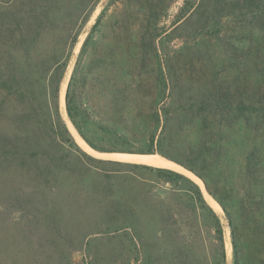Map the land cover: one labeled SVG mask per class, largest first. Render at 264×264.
<instances>
[{"label":"rangeland","instance_id":"1","mask_svg":"<svg viewBox=\"0 0 264 264\" xmlns=\"http://www.w3.org/2000/svg\"><path fill=\"white\" fill-rule=\"evenodd\" d=\"M261 1L0 0V22L20 17L33 37L0 29V77L44 82L70 54L60 108L75 139L20 122L28 107L0 87V264H224L209 210L186 180L169 182L134 165L147 163L111 155L167 158L125 152L156 149L161 139L180 162L167 159L195 166L216 194L191 171L220 216L226 264H235L229 215L240 264H264ZM25 39L36 48H23ZM73 76L85 133L115 152L91 147L72 123ZM204 101L213 110L207 130ZM21 135L42 153L4 156L1 148Z\"/></svg>","mask_w":264,"mask_h":264},{"label":"trees","instance_id":"2","mask_svg":"<svg viewBox=\"0 0 264 264\" xmlns=\"http://www.w3.org/2000/svg\"><path fill=\"white\" fill-rule=\"evenodd\" d=\"M188 1V0H186ZM255 3V1L253 2ZM260 3L262 5L258 6V9H262V13H264V0H262ZM186 5V4H185ZM226 6H222L221 9H223L220 13V17L225 16L223 14L224 9ZM185 9V6L183 7ZM228 13V12H227ZM7 17H10L7 15ZM10 20L6 18L4 21L0 22V29L1 33L5 37H13L19 34L20 38L23 40L25 37H32L30 36V29H27V27L23 28L22 25V19L20 17H16L14 21H7ZM23 22V26H24ZM26 26V25H25ZM33 38V37H32ZM35 38V35H34ZM28 41V40H27ZM26 39L24 40V43L22 45L23 48H30L35 49L36 46L34 45L35 41L31 40V42L26 44ZM70 55V54H69ZM69 55L64 60H56L51 68L52 73L49 75V77H46L44 82H42L40 79H32L28 78L26 76L22 75H13L11 79H5L0 77V87H4L8 95L11 97H14L16 101L24 104L28 109L23 111L20 116V122L25 123L26 126L30 125H36L37 127L41 128L42 132L47 133L48 135H51V137L54 140H61L63 142H71L75 143V139L65 122L63 115L61 113L60 108V89H61V83L65 76L66 69L69 64ZM50 68V69H51ZM50 71V70H49ZM73 80L74 76L72 77V80L70 81L68 91H67V110L68 114L70 116V119L74 126L77 128L81 136L85 139V141L94 149L98 151L103 152H115V150H108L96 142H94L84 131L82 124L80 123L78 119L79 115V108L76 104L72 92L73 87ZM208 102L204 101L203 105L199 108L198 113L201 116L203 126L205 130L209 128V117L208 113H213L212 108L207 105ZM165 115H167V112H165ZM158 121H161L160 117V110L156 113ZM161 143V144H160ZM2 145V144H1ZM159 146L158 148L149 149V150H135V151H125V152H132V153H160L163 156L173 159L177 162H180L177 158H174L170 156L165 150L163 146V140H159ZM203 148H201L200 153L203 155L206 152V144H203ZM11 148L2 149V154L5 156L7 154L17 156V155H24L27 157H34L38 154L42 153L40 149L43 147L42 144L36 143V140L31 135L23 136L21 135L18 138H15L12 142H10ZM83 155L88 156V158L101 162L103 160L88 154L87 152H83ZM24 160H27L24 158ZM137 167H144L150 170L156 171L160 177L164 178L165 180L169 182H175L177 179H184L186 180L196 191L197 198L203 203V207L208 208V216L211 217V219L214 222L216 231H217V239L220 241L222 245V252H221V259L224 261V264H226V249H225V241H224V234H223V227L222 222L220 219V216L216 212V210L210 205L206 203L202 188L200 185L194 181L193 179L187 177L181 172H178L176 170L165 168V167H156L151 166L143 163H134ZM187 168L191 171L198 174L204 181L207 183V188L209 191L216 197V194L212 191L211 187L208 185L207 180L205 177L200 174L196 167L191 164H186ZM220 204L224 207L225 210H227L226 205L220 198H217ZM229 221L232 224L233 228V245L235 248V264H240L239 261V255H238V244H237V238H236V231L235 227L232 221L231 216L229 215Z\"/></svg>","mask_w":264,"mask_h":264},{"label":"bare ground","instance_id":"3","mask_svg":"<svg viewBox=\"0 0 264 264\" xmlns=\"http://www.w3.org/2000/svg\"><path fill=\"white\" fill-rule=\"evenodd\" d=\"M83 144H86L84 140H82ZM88 146V145H87ZM91 149V148H90ZM92 150V149H91ZM97 152L96 150H94ZM117 155L121 159H128V158H134L138 161L155 165V166H163V167H169L175 170H178L186 175H188L190 178L194 179L198 183L201 184V180L190 170L184 168L183 166L177 164L174 161L168 160L167 158H164L162 156H157V155H137V154H129V153H111ZM132 160V159H131Z\"/></svg>","mask_w":264,"mask_h":264},{"label":"water","instance_id":"4","mask_svg":"<svg viewBox=\"0 0 264 264\" xmlns=\"http://www.w3.org/2000/svg\"><path fill=\"white\" fill-rule=\"evenodd\" d=\"M136 163H138V162H136ZM191 171V170H190ZM196 176H198V175H196ZM198 178L200 179V180H202L199 176H198ZM202 182L205 184V182L202 180Z\"/></svg>","mask_w":264,"mask_h":264}]
</instances>
